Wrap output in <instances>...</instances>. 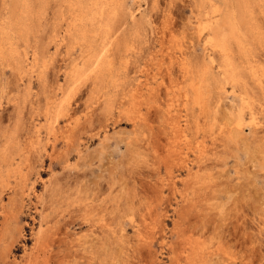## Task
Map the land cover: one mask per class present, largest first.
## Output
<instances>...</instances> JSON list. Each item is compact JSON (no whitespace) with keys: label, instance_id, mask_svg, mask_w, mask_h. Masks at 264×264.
Returning a JSON list of instances; mask_svg holds the SVG:
<instances>
[{"label":"rangeland","instance_id":"1","mask_svg":"<svg viewBox=\"0 0 264 264\" xmlns=\"http://www.w3.org/2000/svg\"><path fill=\"white\" fill-rule=\"evenodd\" d=\"M224 12L227 55L208 25ZM55 98L70 108L49 128ZM260 124L264 0H0V157L16 131L27 177L0 181V264H247Z\"/></svg>","mask_w":264,"mask_h":264},{"label":"bare ground","instance_id":"2","mask_svg":"<svg viewBox=\"0 0 264 264\" xmlns=\"http://www.w3.org/2000/svg\"><path fill=\"white\" fill-rule=\"evenodd\" d=\"M73 4L74 3H72L71 5H73ZM24 5H26V4H24ZM88 6H89V4H88ZM79 9L81 10V14L83 12H85L84 7H80ZM96 9H98V12H100L99 6L96 7ZM215 9H216V7H215ZM95 14H96V12H95ZM223 16H224V19L222 21H219V23L218 22H211L208 25L210 26L211 30L216 35V37H215L216 43L214 45L218 47L219 51L222 54L227 55L228 52L232 51L233 46H231V44H234L237 47V49L242 48V44H241L240 38L237 35L238 25L235 22L234 14L230 13V12L229 13L224 12ZM74 20H73V23H74ZM73 23H71V24L75 26V24H73ZM203 25L204 24H202V26ZM203 27H205V26H203ZM67 31L69 32L70 28L67 29ZM69 36L71 37V33H69ZM209 38L211 40V36ZM205 40H207V39H205ZM103 54H105V53H103ZM102 59H103V57H102ZM99 60L97 59L96 60L97 62L95 61L96 62L95 65H98V63L102 61V60L101 61H99ZM102 65L105 66V64H103V62H102ZM94 68H96V67H94ZM222 68H224V67H222ZM97 70H99V69H97ZM100 72L103 73V71H100ZM76 73H79V71ZM234 80L236 81L235 78H234ZM69 108L70 107L68 105V102L64 98H60L59 100L57 98H55V100L46 101V106H45V110H44V120L47 122V125H48L47 127L52 128L53 123L56 122L57 119L62 118L64 116H67L68 112H69ZM49 128H47V129H49ZM17 129H18V127H17ZM36 131L38 132L37 133V135H38L39 129H36ZM16 137H17V133H16V131H13V133L10 134L8 139H7V143H5L4 147L1 149L2 154L0 157V181L2 182V184L10 183L9 178L12 177L13 180L15 181V185H20L22 187L26 183V180H27V177L25 176L26 172L22 173V171H21V169H22L21 165L22 164H21L20 160H19V162H16V165L14 166L13 161L15 160V157L10 155L11 154L10 152L8 154L9 147H11L13 139H15ZM13 188H14V186L12 187V189ZM28 189H31V187H28Z\"/></svg>","mask_w":264,"mask_h":264},{"label":"snow or ice","instance_id":"3","mask_svg":"<svg viewBox=\"0 0 264 264\" xmlns=\"http://www.w3.org/2000/svg\"><path fill=\"white\" fill-rule=\"evenodd\" d=\"M246 117H243V115H241V119H245ZM256 123L255 118L253 117L251 120H249V125ZM262 128H264V124H260L258 125ZM153 199H155V196H153ZM147 216V214H146ZM131 219V218H130ZM151 221L150 219H145L144 223L145 225L149 224ZM262 231H264V229H262ZM65 264H81V261L77 260V261H66ZM83 264H90V262L88 260H84ZM140 264H150L149 261H141ZM247 264H264V242H262L261 244V248L259 253H256L252 256V259L250 261L247 262Z\"/></svg>","mask_w":264,"mask_h":264}]
</instances>
